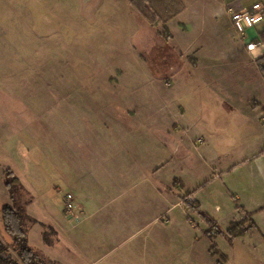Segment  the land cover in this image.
<instances>
[{
    "label": "rangeland",
    "instance_id": "rangeland-1",
    "mask_svg": "<svg viewBox=\"0 0 264 264\" xmlns=\"http://www.w3.org/2000/svg\"><path fill=\"white\" fill-rule=\"evenodd\" d=\"M239 1L0 0L5 245L10 169L21 185L13 205L37 221L28 244L46 261L264 264L249 213L233 221L243 236L221 227L237 205L227 186L249 190L230 179L243 169L218 171L232 161L224 146L248 133L244 116L209 90L248 77L253 60L223 24ZM68 192L89 212L66 218Z\"/></svg>",
    "mask_w": 264,
    "mask_h": 264
},
{
    "label": "crops",
    "instance_id": "crops-1",
    "mask_svg": "<svg viewBox=\"0 0 264 264\" xmlns=\"http://www.w3.org/2000/svg\"><path fill=\"white\" fill-rule=\"evenodd\" d=\"M241 1V3L240 1L234 3L235 5L233 6L239 9L248 7L250 4L257 1L264 3V0ZM223 19H227L226 22L223 21V24L227 26L229 36H233V31L235 30L233 29L229 15L227 18ZM235 34L240 41V46L248 53L249 59L253 60L252 63H249L248 69L246 70V76L248 77L242 78L243 82L241 84H236L234 79H232L223 84L216 86L212 85L209 87V90L212 92L213 97L215 95V100L220 99L224 103L226 100H229L227 103L230 108L237 109L244 116L243 120L246 122L245 128H248L246 131L248 133L241 142L234 140L224 146L225 148H233L232 152L226 154V156L231 157L232 161L227 163L228 165L223 166L222 169L219 166L218 171L222 174L227 171L225 172V175H228L233 173L235 169H243L245 172L243 178L237 175H232L230 176V179H241L248 186L249 190L245 195H241V192L235 189L236 187L233 185L232 187L230 184L227 186L229 188L227 192L235 197L237 205L232 207V212L228 214L226 219L224 218L225 220L222 219L221 227L226 229L231 222L235 221L238 217H241L239 216V208H243L244 211L251 215V219L256 226L255 231L252 230L253 232L246 236L258 234L259 240L256 239V241L258 240L259 244H264V76L260 73L255 62L258 57L264 54V20L255 27L249 28L245 35H240L236 32ZM256 38L260 39L262 44L252 51H248L245 46L246 42L251 40L255 41ZM214 87H216V90ZM221 93H223L222 96L225 97V99L221 97ZM243 94L244 98L239 99ZM212 129L213 128H211V131L208 133H211ZM169 130L170 127L168 131ZM214 131H216V129H214ZM200 137L202 138L203 144L205 138L203 135ZM25 157H27V154ZM189 196L190 198L195 199L190 194ZM76 206L82 211L85 208L89 212L87 204L82 200L78 199ZM212 219L216 222H218L217 220H220L219 217H217V219L212 217ZM213 244H215V242H213Z\"/></svg>",
    "mask_w": 264,
    "mask_h": 264
},
{
    "label": "trees",
    "instance_id": "trees-1",
    "mask_svg": "<svg viewBox=\"0 0 264 264\" xmlns=\"http://www.w3.org/2000/svg\"><path fill=\"white\" fill-rule=\"evenodd\" d=\"M159 35L165 40L168 38V35H163L162 32H159ZM255 62L260 73L264 76V54L258 57ZM6 177L10 178L6 181L5 187L8 190L9 198L12 203H5L2 205L1 219L4 230L11 237L12 242L11 248H9L0 240V264H56L51 261H46L28 244L26 225L27 223H37V221L22 212V209L13 205L15 204L16 199L12 186L18 185L19 188H21V185L19 179L10 169H7ZM199 213L202 215L201 211H199ZM202 217L209 225V228L217 230L215 233H222L218 230L217 224L212 218H209L206 215H202ZM249 218L251 219V216ZM251 224V226H255L252 219ZM248 229L249 228H241L237 222H232L224 231V235H226L229 240H233L234 238L243 236ZM50 230L54 233V230L51 227ZM205 234L210 236L208 231L205 232ZM42 239L45 243H49L47 232L44 231L42 233Z\"/></svg>",
    "mask_w": 264,
    "mask_h": 264
},
{
    "label": "built area",
    "instance_id": "built-area-1",
    "mask_svg": "<svg viewBox=\"0 0 264 264\" xmlns=\"http://www.w3.org/2000/svg\"><path fill=\"white\" fill-rule=\"evenodd\" d=\"M226 12L229 15L231 24L240 35H245L249 28H253L264 20V3L257 1L250 4L248 7L235 8L233 5H228L226 7ZM262 42L260 39L251 40L246 42V49L252 51L257 46H260ZM74 196L71 193H65L63 196V211L66 218H75L76 205L74 201Z\"/></svg>",
    "mask_w": 264,
    "mask_h": 264
}]
</instances>
